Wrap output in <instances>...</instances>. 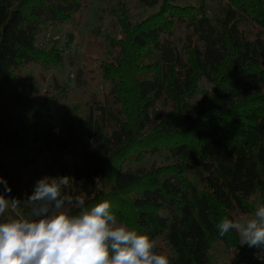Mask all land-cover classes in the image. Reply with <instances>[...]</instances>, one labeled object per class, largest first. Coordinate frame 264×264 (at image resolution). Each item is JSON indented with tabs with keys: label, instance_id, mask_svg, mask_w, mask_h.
Instances as JSON below:
<instances>
[{
	"label": "trees",
	"instance_id": "obj_1",
	"mask_svg": "<svg viewBox=\"0 0 264 264\" xmlns=\"http://www.w3.org/2000/svg\"><path fill=\"white\" fill-rule=\"evenodd\" d=\"M138 3L158 10L139 25L122 10L115 56L102 69L117 107L90 110L80 164L64 193L82 197L86 208L110 201L118 222L170 248L171 264H209L210 245L233 240L218 235V223L250 213L254 194L264 203V0H227L213 20L205 0ZM88 7V0H0V177L11 188L6 198L31 195L23 179L31 157L74 147L40 119L25 121L32 101L16 84L28 65L62 62L61 54L40 53L38 35ZM178 30L184 35L175 39ZM134 51L152 52L154 61L136 73ZM202 83L209 89L194 101ZM160 101L170 109L154 122L151 112ZM161 149L166 166L124 167L132 156ZM196 168L204 174L201 190L188 179Z\"/></svg>",
	"mask_w": 264,
	"mask_h": 264
},
{
	"label": "rangeland",
	"instance_id": "obj_2",
	"mask_svg": "<svg viewBox=\"0 0 264 264\" xmlns=\"http://www.w3.org/2000/svg\"><path fill=\"white\" fill-rule=\"evenodd\" d=\"M205 1L208 16L212 20L218 17L221 7L227 2ZM178 2L180 5H195V0ZM88 3V9L75 16L71 22L46 28L38 35L36 45L40 53L61 54L62 62L57 66L35 63L28 65L21 70L16 84L18 90L28 94L32 101L24 116L25 121L28 123L40 119L51 128L56 139L66 138L73 141L74 145L71 151L52 150L29 159L23 179L29 182L32 191L35 182L44 176L72 177L73 168L80 164L81 145L84 141L83 125L90 110L97 105L117 107L110 99L111 85L109 80L103 77L102 69L104 65L112 63L115 56L112 43L121 38L117 20L122 10L128 21L137 25L148 20L158 10V7H143L138 0H88ZM183 35V30L174 33L175 39L183 38ZM132 53L135 57L133 64L137 67L136 73L154 61L152 52ZM205 89H209V86L200 84L194 101L199 99ZM169 109L168 103L160 101L151 112L154 122L162 118ZM169 163L166 151L161 149L154 154L132 156L124 162V167L135 170L166 166ZM188 179L199 190L203 188L204 174L200 169L189 171ZM248 205L250 213L235 214L233 220L249 217L260 205L259 196L254 194L250 197ZM29 211L30 205L21 204L19 208L9 207L5 215L18 218L21 215L27 216ZM228 236L233 238L231 244L213 242L210 245L209 264H262V261L256 258V248L241 245L237 234L234 236L231 232ZM156 240V250L168 254L171 258L173 252L170 248L161 239ZM233 245L236 247H230Z\"/></svg>",
	"mask_w": 264,
	"mask_h": 264
},
{
	"label": "clouds",
	"instance_id": "obj_3",
	"mask_svg": "<svg viewBox=\"0 0 264 264\" xmlns=\"http://www.w3.org/2000/svg\"><path fill=\"white\" fill-rule=\"evenodd\" d=\"M71 181L44 176L21 201L6 198L11 188L0 177V217L9 207L30 205L27 216L0 220V264H171L168 254L156 250V239L118 222L110 201L86 208L82 197L66 195ZM217 228L220 237L235 232L241 245L256 248L264 264V203L247 218H223Z\"/></svg>",
	"mask_w": 264,
	"mask_h": 264
}]
</instances>
